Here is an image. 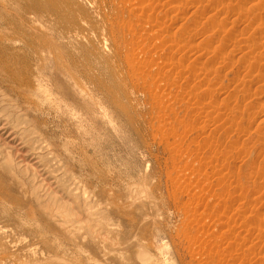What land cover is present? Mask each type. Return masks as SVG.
<instances>
[{
    "label": "rangeland",
    "instance_id": "1",
    "mask_svg": "<svg viewBox=\"0 0 264 264\" xmlns=\"http://www.w3.org/2000/svg\"><path fill=\"white\" fill-rule=\"evenodd\" d=\"M42 1L0 50V264H264V0Z\"/></svg>",
    "mask_w": 264,
    "mask_h": 264
},
{
    "label": "bare ground",
    "instance_id": "2",
    "mask_svg": "<svg viewBox=\"0 0 264 264\" xmlns=\"http://www.w3.org/2000/svg\"><path fill=\"white\" fill-rule=\"evenodd\" d=\"M15 4H16V6H15ZM53 4H55V3H53ZM7 7L17 8V10L21 14H19V16L16 14L14 15V13H12V10L7 9ZM48 10H50L49 7L46 5V2H44L42 0H5V2H2V3L0 2V27L1 26L5 27L4 29L0 30V50H3L7 54H9V51L5 48H6V46H11L12 43H15V44L16 43H22L24 45H29V43H32V38L35 39V37L33 35L34 34V26L32 25V23L35 20L38 21V20H41L43 17H45L44 14L47 13ZM52 13L55 16L61 15L59 9H55V11L52 10ZM3 40L6 42V45L3 43ZM14 49H12V50H14ZM2 56L3 55H1L0 58H2ZM5 59H7V57ZM6 64H8V63H6ZM11 64H12V61H11ZM6 66H4V67L6 68ZM10 67H11V65H10ZM27 69H28V67H27ZM17 71H19V70H17ZM25 71H26V68H25ZM13 72H15V71H13ZM21 72H23V71H21ZM14 75H16V74H14ZM17 75H16V77H17ZM25 82H27V81H25ZM25 84L27 85V83H25Z\"/></svg>",
    "mask_w": 264,
    "mask_h": 264
}]
</instances>
